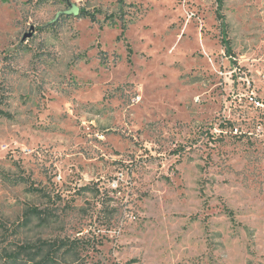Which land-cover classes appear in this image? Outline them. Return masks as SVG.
<instances>
[{
    "label": "rangeland",
    "instance_id": "obj_1",
    "mask_svg": "<svg viewBox=\"0 0 264 264\" xmlns=\"http://www.w3.org/2000/svg\"><path fill=\"white\" fill-rule=\"evenodd\" d=\"M49 251L264 264V0H0V264Z\"/></svg>",
    "mask_w": 264,
    "mask_h": 264
},
{
    "label": "trees",
    "instance_id": "obj_2",
    "mask_svg": "<svg viewBox=\"0 0 264 264\" xmlns=\"http://www.w3.org/2000/svg\"><path fill=\"white\" fill-rule=\"evenodd\" d=\"M218 2V6L221 8L222 6V2L223 0H217ZM79 16H87L89 17L91 20L95 19V12L94 11H88L86 9L81 8L79 10ZM217 18H219V20H222V13L220 12L219 8H217ZM225 22L222 20L221 21V32H222V36H221V43L225 48V51L228 55H231V47H230V40L227 37L226 31H225ZM34 189H37L36 187H33ZM31 210H33V212H38L36 208H31ZM73 240H67L64 243V240H60V243L56 245V243H52L50 246V251L51 250H55L57 247L60 246L61 243L66 244V242H68V246H71L70 244L72 243ZM47 241H43V244H46ZM52 247V248H51ZM47 252L46 255H44L42 257V259L38 260L37 262H35L34 264H47L48 262V258H50L49 256L54 254V252ZM10 260H15L13 257L10 258Z\"/></svg>",
    "mask_w": 264,
    "mask_h": 264
},
{
    "label": "water",
    "instance_id": "obj_3",
    "mask_svg": "<svg viewBox=\"0 0 264 264\" xmlns=\"http://www.w3.org/2000/svg\"><path fill=\"white\" fill-rule=\"evenodd\" d=\"M67 5H68V9L64 13L66 14L77 13L78 7L74 3L67 2Z\"/></svg>",
    "mask_w": 264,
    "mask_h": 264
}]
</instances>
